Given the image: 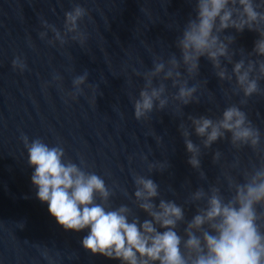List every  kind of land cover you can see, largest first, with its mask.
Segmentation results:
<instances>
[{"label":"water","instance_id":"95a60500","mask_svg":"<svg viewBox=\"0 0 264 264\" xmlns=\"http://www.w3.org/2000/svg\"><path fill=\"white\" fill-rule=\"evenodd\" d=\"M76 3L85 9L77 22L83 43L65 33L63 44H49L52 33L41 21L63 31L64 12ZM194 16L195 0H0V264H49V258L52 264H120L85 250L80 240L87 229H63L35 197L21 134L62 146L65 158L104 179L111 189L110 207L125 204L141 221L149 217L133 202V175L150 177L158 186L154 204L170 199L183 208L184 219L177 224L181 235L204 203L192 201V191L215 186L227 200L233 189L226 177L243 183L246 172L264 163V78L257 81L259 92L243 97L234 80L216 77L204 56L191 75L183 65L178 69L187 85L196 86L192 101L173 100L176 87L164 80L168 100L163 108L154 106L146 118L133 117L143 73L154 60L179 59L175 42ZM219 35L232 36V61L257 58L247 57L258 36L254 30L225 28ZM14 58H22V70L12 66ZM220 59L230 71L231 63ZM84 72L86 79L75 92L71 81ZM159 82L153 78L154 85ZM230 104L258 130L257 145L235 147L225 133L208 148L200 146L199 169L192 168L179 125L200 145L188 117L215 119ZM214 152L220 153L215 161ZM159 162L165 166L149 170V163Z\"/></svg>","mask_w":264,"mask_h":264},{"label":"clouds","instance_id":"9594fccd","mask_svg":"<svg viewBox=\"0 0 264 264\" xmlns=\"http://www.w3.org/2000/svg\"><path fill=\"white\" fill-rule=\"evenodd\" d=\"M84 14L85 9L79 3L65 11L63 31L41 21L52 33L47 42L63 44L65 33H71L70 39L83 43L77 22ZM225 28L237 32L245 28L254 30L258 36L247 57L255 54L257 58L232 61L229 45L233 38L219 35ZM39 36L43 38L45 32L41 31ZM175 43L179 59L171 55L167 61L154 60L150 70L143 73L144 85L132 101L135 119L146 118L154 106L160 109L166 104L164 80H170L176 87L173 100L181 104L192 101L196 86L187 85L178 69L183 65L184 71L191 75L197 70L201 56L211 62L219 80H234L243 97L259 92L257 81L264 78V0H195V16L187 21ZM221 57L231 63L230 71L221 64ZM11 64L21 70L25 67L22 58H14ZM86 76L84 72L72 79L75 92L80 91ZM154 77H159L161 82L154 85ZM75 92L70 93L73 99ZM188 119L193 133L201 138L200 145L194 144L188 138L187 128L179 125L185 151L189 153L187 163L194 169H199L200 146L208 148L218 138H224L225 133L235 147L247 144L255 148L260 139L245 112L233 104L224 107L215 119L204 115ZM20 139L27 164L32 168L30 183L35 188V197L46 203L49 215L63 229H87L80 244L91 254L117 259L120 264H264V231L261 230L264 228V163L246 172L243 183H234L226 177L229 188L233 189L227 200L215 186H209L207 192L202 188L192 191L190 199L204 203L184 224L181 235L177 224L184 219L183 208L170 199L161 198L154 204L158 186L150 177L133 175V202L149 217L141 221L125 204L110 207L111 189L106 187L104 179L65 158L62 146L49 145L38 137L29 140L24 134ZM219 155L214 152L212 160ZM164 166L161 162L148 164L149 170ZM200 175L203 176L202 171Z\"/></svg>","mask_w":264,"mask_h":264}]
</instances>
